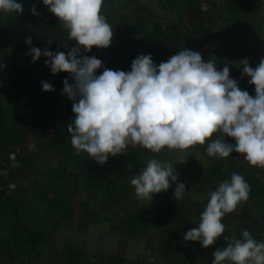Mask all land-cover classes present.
Masks as SVG:
<instances>
[{
  "label": "crops",
  "instance_id": "crops-1",
  "mask_svg": "<svg viewBox=\"0 0 264 264\" xmlns=\"http://www.w3.org/2000/svg\"><path fill=\"white\" fill-rule=\"evenodd\" d=\"M125 10L120 14L128 21L113 23L96 74L128 72L141 54L159 65L188 48L217 70L228 62L230 77L255 96L239 61L247 58L255 68L264 58V0H136ZM10 15L0 13V212L9 228L0 232V264H212L225 236L239 238L247 229L264 242V168L241 154L213 157L206 144L197 145L181 163L178 150L157 154L130 145L100 165L77 153L61 111L65 96L59 87L43 91L42 82L49 83L43 55L36 80L32 58L15 54ZM152 158L172 163L178 181L142 201L130 181ZM233 173L251 191L223 218L225 233L208 248L184 240L198 227L208 194ZM178 182L186 186L180 200L173 195Z\"/></svg>",
  "mask_w": 264,
  "mask_h": 264
},
{
  "label": "clouds",
  "instance_id": "clouds-1",
  "mask_svg": "<svg viewBox=\"0 0 264 264\" xmlns=\"http://www.w3.org/2000/svg\"><path fill=\"white\" fill-rule=\"evenodd\" d=\"M43 4L78 47L66 54L32 46L25 55L31 56L32 63L43 55L52 74L72 75L75 83L65 79L62 94L74 101V120L67 131L77 153L86 152L103 165L109 156L139 145L157 154L178 150L184 163L188 150L206 144L209 156L227 158L235 152L250 166L264 168V58L255 68L247 58L239 61L242 75L255 86L254 97L230 77L228 62L217 70L212 59L205 62L201 53L188 48L159 65L150 54H141L128 72L105 68L96 75L102 61L81 56L80 48L91 52L94 46H110L114 33L103 14L104 0H43ZM23 11V3L17 0H0V13L5 16ZM31 14L38 15L35 5ZM25 43L32 45L31 36ZM42 89L55 91L48 82H42ZM177 181L172 163L152 158L130 183L139 200L150 202L154 194L166 192ZM185 191L183 182L176 183L174 198L183 199ZM250 191L244 176L233 173L208 194L198 227L185 232L184 240L199 241L203 248L214 245L225 233L223 218L246 202ZM225 240L226 247L212 253V264H264V242L254 239L247 229L239 238L225 236Z\"/></svg>",
  "mask_w": 264,
  "mask_h": 264
},
{
  "label": "rangeland",
  "instance_id": "rangeland-1",
  "mask_svg": "<svg viewBox=\"0 0 264 264\" xmlns=\"http://www.w3.org/2000/svg\"><path fill=\"white\" fill-rule=\"evenodd\" d=\"M17 2L23 3V13H14L9 16L11 17V37L15 38L17 42L15 51L17 56L25 55L26 53L30 52V48L32 46L38 47L41 50L47 49L53 53L65 52L66 54L71 48L78 47L74 40L68 39L67 30L62 26L59 18L51 13L49 9L43 4V0H17ZM33 5L36 6L38 15L31 14V8ZM135 5L136 0H104L103 14L106 16L107 21L111 25H113V23L127 22L128 20L123 19L120 14L123 12L122 8H124V12H126L125 9L131 8ZM130 17L135 18V16ZM28 36H31L32 45L25 43ZM80 54L81 56H95L97 59L102 61V67L104 66L105 48H96L94 46L91 52H84L83 48L81 47ZM45 58L47 59V57ZM40 65V59L34 63V75L36 74L38 77L36 80L40 78ZM44 66H46V64L43 61V67ZM48 70L49 77L47 79L49 83L52 84L53 88L59 87V89L62 90L63 81L65 79H67L70 84L75 83L72 75L68 72H60L54 75L51 72L50 66H48ZM64 96L65 97L62 98L65 107L64 109L62 108L61 111L65 113L66 117L64 125L67 126L74 120V113L72 112V104L74 101L70 100L66 95ZM76 102H78V100ZM5 213L2 212L0 214V232L9 230V228H7V222L2 221L3 217H1L6 215ZM0 242L3 243V241Z\"/></svg>",
  "mask_w": 264,
  "mask_h": 264
}]
</instances>
